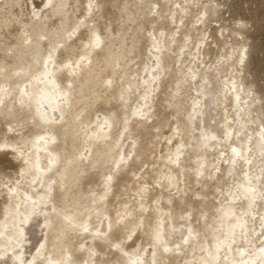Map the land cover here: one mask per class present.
I'll return each mask as SVG.
<instances>
[{
	"label": "bare ground",
	"instance_id": "obj_1",
	"mask_svg": "<svg viewBox=\"0 0 264 264\" xmlns=\"http://www.w3.org/2000/svg\"><path fill=\"white\" fill-rule=\"evenodd\" d=\"M108 2L0 0V264H264L245 47L207 61L211 0Z\"/></svg>",
	"mask_w": 264,
	"mask_h": 264
},
{
	"label": "rangeland",
	"instance_id": "obj_2",
	"mask_svg": "<svg viewBox=\"0 0 264 264\" xmlns=\"http://www.w3.org/2000/svg\"><path fill=\"white\" fill-rule=\"evenodd\" d=\"M135 1L115 0L113 5L110 0L105 5L106 13L101 25L102 30L110 22L113 24L114 31L121 27L125 19V6L127 5L130 10L135 12L133 7ZM42 2L43 0H35L37 6H40ZM211 6L212 10H210ZM194 10L192 21L203 16L198 7H195ZM207 10L208 21L206 26L210 28H205L208 33L205 39H209L210 42L212 39L215 40L217 35L220 40L216 47L215 44L212 45L213 50H211L207 61L217 63L222 58L221 55L231 46L234 48L245 47L247 52L246 86L254 92L255 98H259L261 103H264V0H211ZM210 35L212 38H209ZM224 40L228 46L225 45L224 47ZM187 107L185 104L184 111ZM258 112L264 122V109ZM165 132L168 134L167 130ZM18 170V164L11 156L0 153V181L5 180L4 182H7L9 181L8 177L14 178ZM129 195L134 199L135 191H130Z\"/></svg>",
	"mask_w": 264,
	"mask_h": 264
}]
</instances>
